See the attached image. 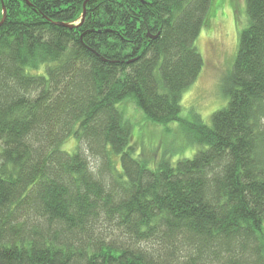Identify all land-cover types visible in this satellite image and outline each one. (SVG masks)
I'll use <instances>...</instances> for the list:
<instances>
[{"label":"trees","instance_id":"1","mask_svg":"<svg viewBox=\"0 0 264 264\" xmlns=\"http://www.w3.org/2000/svg\"><path fill=\"white\" fill-rule=\"evenodd\" d=\"M27 1L0 0V264H264V0L202 148L154 167L117 105L180 122L212 0Z\"/></svg>","mask_w":264,"mask_h":264},{"label":"rangeland","instance_id":"2","mask_svg":"<svg viewBox=\"0 0 264 264\" xmlns=\"http://www.w3.org/2000/svg\"><path fill=\"white\" fill-rule=\"evenodd\" d=\"M209 6L216 9L214 17L195 41L203 58V68L182 94L180 122L166 125L149 121L135 98H127L117 105L131 124L135 155H143L150 167L160 160L175 164L177 160L191 158L202 147L190 141L192 135L186 127L196 122L209 124L212 114L226 104L221 89L232 68L238 31L246 25L245 0H212ZM77 148L73 137L63 140L61 150L74 153Z\"/></svg>","mask_w":264,"mask_h":264},{"label":"water","instance_id":"3","mask_svg":"<svg viewBox=\"0 0 264 264\" xmlns=\"http://www.w3.org/2000/svg\"><path fill=\"white\" fill-rule=\"evenodd\" d=\"M25 4L29 5L28 4V1L27 0H24ZM86 3H88V0H85L84 3H83V12H82V15H81V22H83L84 20V17H85V8H86ZM6 15V9L4 7V5H2V18L0 20V25L4 22L5 20V16ZM76 25H66V27L68 28H73L75 27ZM149 36V35H148ZM151 38H155V36H151ZM133 61V60H132ZM131 61V62H132Z\"/></svg>","mask_w":264,"mask_h":264},{"label":"bare ground","instance_id":"4","mask_svg":"<svg viewBox=\"0 0 264 264\" xmlns=\"http://www.w3.org/2000/svg\"><path fill=\"white\" fill-rule=\"evenodd\" d=\"M79 24L81 23V18H80V22H78ZM76 26H77V24H76Z\"/></svg>","mask_w":264,"mask_h":264}]
</instances>
